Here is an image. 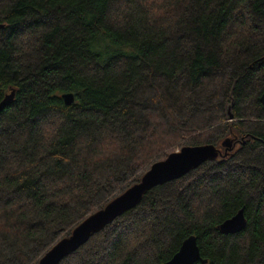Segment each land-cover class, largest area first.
<instances>
[{
	"label": "trees",
	"instance_id": "trees-1",
	"mask_svg": "<svg viewBox=\"0 0 264 264\" xmlns=\"http://www.w3.org/2000/svg\"><path fill=\"white\" fill-rule=\"evenodd\" d=\"M11 90L0 264H36L154 162L227 137L58 264H163L189 235L194 264H264V0H0V101ZM240 208L245 228L219 232Z\"/></svg>",
	"mask_w": 264,
	"mask_h": 264
},
{
	"label": "water",
	"instance_id": "water-1",
	"mask_svg": "<svg viewBox=\"0 0 264 264\" xmlns=\"http://www.w3.org/2000/svg\"><path fill=\"white\" fill-rule=\"evenodd\" d=\"M13 98L14 90L5 94L0 101V112L12 103ZM61 98L66 105L74 102L72 92L62 93ZM260 102L264 106V91L260 96ZM229 107L230 105H228L226 117L232 119L233 115ZM232 142V138L227 137L221 141L220 146L227 153L232 149ZM222 155L221 148L214 144L188 145L169 153L166 158L154 162L139 181L78 223L69 235L55 243L36 264H58L61 259L85 243L91 234L102 229L123 212L136 206L143 194L150 188L177 179L203 162ZM246 224L244 210L240 208L234 215L223 220L218 225V230L223 234L237 233L243 230ZM196 261L206 263L207 259L201 257L196 236L189 235L182 241L177 252L163 264H194Z\"/></svg>",
	"mask_w": 264,
	"mask_h": 264
},
{
	"label": "flooded vegetation",
	"instance_id": "flooded-vegetation-1",
	"mask_svg": "<svg viewBox=\"0 0 264 264\" xmlns=\"http://www.w3.org/2000/svg\"><path fill=\"white\" fill-rule=\"evenodd\" d=\"M221 150L224 152V148L222 147Z\"/></svg>",
	"mask_w": 264,
	"mask_h": 264
}]
</instances>
